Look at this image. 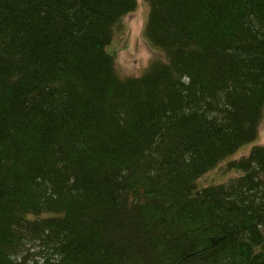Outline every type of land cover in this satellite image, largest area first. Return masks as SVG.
<instances>
[{
  "label": "trees",
  "instance_id": "trees-1",
  "mask_svg": "<svg viewBox=\"0 0 264 264\" xmlns=\"http://www.w3.org/2000/svg\"><path fill=\"white\" fill-rule=\"evenodd\" d=\"M146 1L0 0V264H264V0Z\"/></svg>",
  "mask_w": 264,
  "mask_h": 264
},
{
  "label": "rangeland",
  "instance_id": "rangeland-1",
  "mask_svg": "<svg viewBox=\"0 0 264 264\" xmlns=\"http://www.w3.org/2000/svg\"><path fill=\"white\" fill-rule=\"evenodd\" d=\"M149 15L150 6L148 2L138 0L137 10L127 15L116 30L109 49L116 56V69L122 77H141L151 63L160 57L158 51L151 46L146 37L145 29ZM259 145H264V121L261 124L258 139L241 147L230 160L247 156L255 146ZM230 160L227 158L219 164L217 170L213 169L206 176H203L199 181L200 185L206 187L227 182L230 174L224 173L225 169L221 173L219 171ZM32 253L35 252L32 251ZM31 259L32 256H29V260Z\"/></svg>",
  "mask_w": 264,
  "mask_h": 264
}]
</instances>
